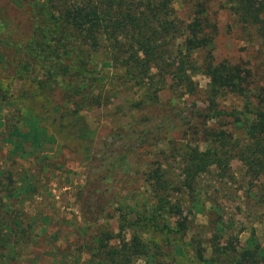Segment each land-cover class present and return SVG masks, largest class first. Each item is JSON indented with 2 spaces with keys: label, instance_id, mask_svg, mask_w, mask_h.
<instances>
[{
  "label": "trees",
  "instance_id": "1",
  "mask_svg": "<svg viewBox=\"0 0 264 264\" xmlns=\"http://www.w3.org/2000/svg\"><path fill=\"white\" fill-rule=\"evenodd\" d=\"M10 1L29 13L30 27L16 31L3 26L0 62L18 78L56 91L63 100L62 118L77 122L81 112L102 109L127 94L123 101L129 112L118 109L128 120L100 138L76 195L79 237L54 244L51 264H127L141 257L144 264H165L156 259L145 233L169 227L161 218L180 212L185 196L197 203L200 177L208 168L235 156L252 176L264 173V86L253 85L250 70L213 58L216 28L207 15L209 0H195L185 23L175 14L174 0ZM226 1L264 47V0ZM196 74L208 78L205 106L191 116L183 109L169 114L161 108L159 92L164 88L177 97L195 95ZM228 93L242 102L237 112L241 117L236 118L245 129L240 140L229 127L215 130L210 122L222 114L216 105ZM10 103L0 79V152L7 147L0 154V264H34L35 258L27 256L30 248L60 237L46 235L49 214L31 213L26 204L40 194L46 171L53 176L61 167L63 151L55 134L31 115L19 112L13 121ZM175 129L182 132L180 138L166 136ZM207 140L201 150L199 142ZM144 149L153 153L142 168L144 202L138 211L129 204L127 215L122 211L115 217L106 210L122 208L121 190L135 170L131 157ZM17 158L30 160L29 166L19 168ZM261 187L264 195V183ZM114 202L122 204L113 210ZM114 218L117 230L109 221ZM193 226L187 243L202 264H264V246L256 236L241 246H227L219 223L210 235L203 225Z\"/></svg>",
  "mask_w": 264,
  "mask_h": 264
},
{
  "label": "rangeland",
  "instance_id": "2",
  "mask_svg": "<svg viewBox=\"0 0 264 264\" xmlns=\"http://www.w3.org/2000/svg\"><path fill=\"white\" fill-rule=\"evenodd\" d=\"M193 2L195 0H174L173 7L180 21L185 23L190 19ZM207 6V15L216 28L211 48L213 58L216 61L227 60L250 70L253 85L264 86V47L254 30L235 18L230 9V3L226 0H209ZM7 24L9 28L16 31H21L17 28L23 27L24 30L29 29L30 15L25 9H18L10 0H0V30ZM0 79L2 85L7 88V95L14 102L7 107L14 116L13 121H17L19 112H22L23 117L31 115L40 126L47 129L48 133L55 134L54 136L58 138L55 144L63 151V155L59 157L63 162L61 167L54 169L53 176L49 170L46 171V175L41 180L43 189L40 194L26 204V209L31 213L49 214L51 219L46 235L55 232L54 235L60 237L57 241L50 240L49 243L43 241L42 246L30 248V254L27 256L35 258L34 264H51L52 256L49 251L54 244L64 243L65 245L66 240L79 237L80 233L76 226H81L82 222L76 195L84 182L89 158L96 153L100 138L105 136L109 128L128 120V117H125L127 115L118 109L119 106L123 108L127 106L123 101L127 94H121L119 98L114 99L110 105L102 109L81 112L79 116L76 115L77 122H75L73 118H62L63 100L56 91L48 92L32 79L18 78L14 71L4 68L1 62ZM193 80L197 85L195 95L186 94L177 97L173 96L168 88L161 90L159 92L161 108H167L169 114L174 108L183 109L184 114L191 116L192 112L196 113L198 107L205 106L208 78L205 75L196 74ZM241 103L240 97L232 93L218 98L216 107L223 112L217 119L210 121L215 130L227 126L233 138L238 140L243 138L245 130L243 121L236 119L241 117L237 113ZM125 110L126 108L123 111L129 112ZM228 113H234V115L227 116ZM180 134L182 132L177 129L166 131V136L173 139L180 138ZM206 142L209 140L199 142L201 150L207 146ZM46 146L50 147L53 144L48 143ZM6 152L5 146L0 154ZM151 157L153 153L145 149L131 157L135 170L133 178L121 190L123 209L115 210L121 204L114 202L113 210L115 211L113 212L110 207L106 211L115 214L116 217V214L122 211L124 215H127L129 204H136L135 211L141 208L144 202L142 168L145 161ZM17 161L20 163L19 168L30 164V160L17 158ZM169 163L174 166L172 157ZM200 181L202 191L196 196L197 203L190 201L191 197L185 196L180 212L169 216L164 215L161 218V220H167L169 227H164L162 231L149 229L145 233L150 246L156 253V259L165 264H202V261L194 257L192 248L187 243L194 232L193 224L203 225L204 231L208 230L207 235H210L211 229L214 230L219 223L223 226L222 242L227 246H241L253 235L264 246V195L261 191L264 173L254 177L246 171L238 158L230 156L223 164L208 168L200 177ZM134 210H131L133 214H135ZM101 221L102 219L99 220ZM109 221L114 230H117L115 218ZM93 230L94 228L88 230L89 235ZM127 264H144V258H132Z\"/></svg>",
  "mask_w": 264,
  "mask_h": 264
}]
</instances>
